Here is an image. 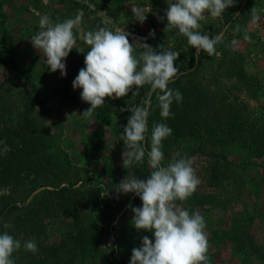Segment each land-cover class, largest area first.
I'll use <instances>...</instances> for the list:
<instances>
[{"label": "rangeland", "instance_id": "obj_1", "mask_svg": "<svg viewBox=\"0 0 264 264\" xmlns=\"http://www.w3.org/2000/svg\"><path fill=\"white\" fill-rule=\"evenodd\" d=\"M132 3L147 15L143 23ZM167 7V0H0L6 16L4 31L0 25V234L7 231L22 245L32 240L38 248L33 254L21 247L15 264H130L143 236L154 241L152 232L132 223V207L142 206L139 196L115 188L126 177L150 175L147 151L158 123L172 129L162 141L163 163L186 156L201 180L191 197L177 203L205 218L209 264H264V0H236L218 18L205 13L201 34L220 40L216 55L201 51L199 59L178 30L165 32ZM80 12L76 48L62 76L50 70L30 37L42 16L57 23ZM100 26L132 33L131 43L180 53L169 87L183 100L173 101L174 116L164 119L151 94L144 162L127 169L122 134L129 108L142 106L149 86L106 97L91 117L82 116L91 105L73 87L90 50L83 35ZM95 219L100 229L92 227ZM81 233L87 244H97L80 253Z\"/></svg>", "mask_w": 264, "mask_h": 264}, {"label": "clouds", "instance_id": "obj_2", "mask_svg": "<svg viewBox=\"0 0 264 264\" xmlns=\"http://www.w3.org/2000/svg\"><path fill=\"white\" fill-rule=\"evenodd\" d=\"M235 2L167 0V25L164 30H178L179 35L186 37L188 44L196 50L197 59L201 51L209 56L216 55V44L220 37L201 34L200 22L206 19L205 13L213 18L221 17ZM131 5L135 19L143 23L147 18L143 8L134 3ZM82 17L83 12H80L74 18L57 23H53L47 15L40 18V30L30 40L34 48L46 58L52 72L60 70L62 76L67 75L65 60L76 48L74 29L79 31ZM151 34L154 35V32ZM131 35L119 29L112 31L106 26L85 33L83 39L90 50L86 52L85 67L79 70L73 81L74 88L82 89V100L91 105L83 112L84 117H91L96 109L105 104L106 97L122 98L130 92L135 95L141 87L149 86L142 106L129 108L131 115L122 134L125 144L123 166L126 169L133 162H144L146 149L143 142L148 132L151 94L156 93L160 115L164 119L174 116L171 112L173 101L180 103L183 100L178 89L169 87L179 73L174 62L180 53L171 48L158 52L142 41L131 43ZM137 48L142 50L139 54H136ZM78 51L84 53L82 48ZM171 133L172 129L167 124H155L151 133V148L147 151V163L152 169L150 175L146 179L126 177L115 188L117 193L139 196L142 206L132 207V223L137 230L152 232L155 238L153 241L149 236H143L142 246L132 250L130 264H209L205 218L199 210L190 212L177 203L191 197L201 183L193 161L177 154L167 165L163 163L162 141ZM3 227L8 229L12 225L5 223ZM21 247L33 254L38 251L32 240L24 241L22 245L20 239L7 231L0 234V264H15L13 254Z\"/></svg>", "mask_w": 264, "mask_h": 264}, {"label": "trees", "instance_id": "obj_3", "mask_svg": "<svg viewBox=\"0 0 264 264\" xmlns=\"http://www.w3.org/2000/svg\"><path fill=\"white\" fill-rule=\"evenodd\" d=\"M0 17L2 18L1 19V22H0V25L3 27V31H4V28H5L4 20H5L6 16H5V14L1 10H0ZM30 89H31L30 91L33 92L34 91V86H31ZM31 92H29V94L27 96V98L29 100L28 103H27V105H29V106H31L32 105V102H33V100H31L32 99ZM103 117L104 116H102V118ZM4 205H5V207L8 206L9 209H16L17 208V205L16 204H10V202H6ZM96 219H95V221H93L92 227H94V228L97 227L98 229H100V227L98 226V221H96ZM82 237H83V235L81 233L76 238V240H78V241L81 240V241H79V244H76L77 245L78 252H80V253L81 252H84V250L89 251V249H91V247L94 248L95 247V244H97V243L94 244L93 242H90L89 244H87L83 239H81ZM58 260L60 261V263H57V264H64L63 263V259H58ZM71 261H72V259H71ZM71 261H70V263H71Z\"/></svg>", "mask_w": 264, "mask_h": 264}]
</instances>
